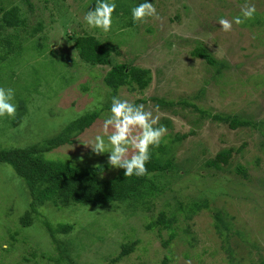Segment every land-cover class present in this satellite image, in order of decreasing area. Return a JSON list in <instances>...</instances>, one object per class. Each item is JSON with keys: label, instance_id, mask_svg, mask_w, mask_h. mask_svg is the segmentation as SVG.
I'll return each instance as SVG.
<instances>
[{"label": "rangeland", "instance_id": "obj_1", "mask_svg": "<svg viewBox=\"0 0 264 264\" xmlns=\"http://www.w3.org/2000/svg\"><path fill=\"white\" fill-rule=\"evenodd\" d=\"M0 2L4 7L13 2L27 22L25 28L9 29L20 38V52L7 54L0 64V87L15 90L12 102L17 105L15 118L0 117V149L40 145L69 120L110 100L103 82L110 66L82 61L73 46V37L83 34L105 43L113 64L150 69L148 85L121 87L117 93L121 99L150 109L155 106L151 97L176 103L204 88L201 99L193 100L203 109L264 119V0H247L256 6L254 18L233 24L227 33L217 21L239 15L246 0H148L159 18L137 23L131 9L143 0H112L116 9L107 33L83 21L96 0ZM38 22L42 28L30 37ZM39 42L44 44L41 49L36 47ZM199 43L230 65L217 78L211 77L202 58L190 54ZM18 98L24 99L26 111L18 108ZM102 113L106 116L107 109ZM159 115L170 118L173 133L185 134L175 154L180 165L169 173L168 183L155 179L165 182L162 192L146 194L133 207L129 202L106 209L43 205L34 225L24 226L19 221L27 202L21 193L24 184L12 168L0 163V264H157L164 258L168 264H264V135L208 119L198 127L193 124L198 112L188 106L159 108ZM102 120L75 143L54 147L43 156L79 167L103 165L100 178L113 177L118 168L107 163L109 154L97 155L86 147ZM224 147L236 148L225 170L205 169L203 161ZM237 165L246 169V177L234 171ZM202 200L209 207L192 211L191 206ZM215 210L229 216L227 238L215 230ZM161 211L162 222L147 226ZM45 220L72 225L69 232L56 234L58 244L65 247L62 253L39 229ZM133 239L135 247L111 261L121 243ZM59 256L61 261L56 260Z\"/></svg>", "mask_w": 264, "mask_h": 264}, {"label": "trees", "instance_id": "obj_2", "mask_svg": "<svg viewBox=\"0 0 264 264\" xmlns=\"http://www.w3.org/2000/svg\"><path fill=\"white\" fill-rule=\"evenodd\" d=\"M25 2H28V0H25ZM22 14L23 12L13 2H8L7 7H4L2 2H0V49L3 51V53L0 52V64L7 57V54L20 52V38L17 34L9 32V29L19 26L20 28H25L27 22ZM41 28L42 24L40 22L33 25L30 37ZM72 43L82 61L90 65L110 66L103 75V82L107 86V90L110 91V100L105 104L104 102L99 104L98 107L91 111L69 120L58 133L47 138L40 145L36 144L35 146L26 148L13 147L0 149V163L12 168L15 178H20L24 184V190L21 193L27 198V202L24 204L23 213L19 217L20 223L24 226L34 225L39 207L43 205L58 207L61 205L80 204L98 209H106L117 202H129L133 207V204L134 206L137 205V202L146 194H153L154 191L156 193L158 191L162 192L165 186L164 183H168L171 179L169 173L178 170L180 165L176 160L175 154L179 142L185 134L173 133L171 129L172 123L168 116H162L159 120V125L165 126L168 131L158 147H150V160L146 163L148 172L142 177L135 175L125 177L124 170L118 168L117 173L113 177L102 179L100 178V174L105 169L103 165L79 167L59 158L43 156L45 151H50L54 147L75 143L77 138L94 122L98 119H104L106 116L102 112L106 109L109 111L111 99L113 96H117L118 90L121 87L135 85L143 89L151 79L150 69L148 68L128 63L113 64L110 50L106 47L105 43L94 35L83 34L74 36ZM43 46L42 42L36 45L39 49ZM190 54L204 60L207 66L210 67L212 78H217L224 70L230 67L224 59L214 57L213 53L202 43L196 45L190 51ZM203 94L204 88H200L195 95L180 99L176 103L157 97H151V99L162 110L171 109L176 104L191 107L192 110L198 112V117L193 121V124L198 127L202 124V121L208 119L226 124L231 129L238 127L257 129L264 135V119L257 121L238 114L203 109L193 102V100H200ZM17 102L18 108L26 111L24 99L18 98ZM171 112L177 113L175 110H171ZM190 133H193V130ZM235 150V147H224L213 157L205 159L202 165L205 169H212L213 172L225 170L230 164V159ZM234 171L244 177L247 176L246 169L241 165H237ZM156 178H164L165 182L161 180L157 181L155 180ZM191 207L192 211H196L203 207L208 208L209 204L206 200H202ZM164 215L163 211L159 212L156 218L149 222L147 226H153L156 223L162 222L161 220H163ZM228 217V214L222 210H215L213 212L215 230L223 238L226 237L225 232L230 233L231 229ZM42 226L39 229L42 228L43 232L45 231L49 234L51 239L58 245L55 247L60 249V253H62L65 247L58 244L60 241H58L59 239L56 234L69 232L72 229V225L62 222L52 225L45 220ZM136 244V239L121 243L120 251L111 261L122 258ZM56 260L61 261L62 257L59 256ZM68 264L77 263L70 261ZM157 264L168 263L164 258Z\"/></svg>", "mask_w": 264, "mask_h": 264}, {"label": "clouds", "instance_id": "obj_3", "mask_svg": "<svg viewBox=\"0 0 264 264\" xmlns=\"http://www.w3.org/2000/svg\"><path fill=\"white\" fill-rule=\"evenodd\" d=\"M115 9L116 4L112 0H96L94 9L85 13L83 21L89 28L101 29L107 33L112 27V14ZM256 11L255 4L246 0L240 7L239 15L231 20L221 18L217 23L227 33L232 31L233 24L241 25L253 19ZM131 17L137 23L145 22L147 17L158 19L159 15L152 2L143 0L132 7ZM14 96V89L0 87V117L15 118L17 105L12 102ZM159 120V105L146 109L143 104L113 96L109 111L100 123L98 134L88 141L86 147L91 148L97 155L108 153L107 163L113 168L123 169L125 177H142L148 172L146 163L150 160V147H158L168 131L165 126L159 125ZM3 247L6 249L7 244Z\"/></svg>", "mask_w": 264, "mask_h": 264}]
</instances>
